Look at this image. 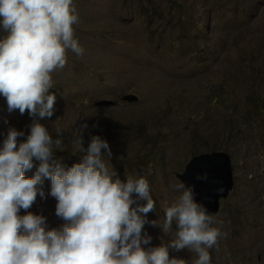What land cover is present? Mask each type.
<instances>
[{
    "label": "rangeland",
    "instance_id": "1",
    "mask_svg": "<svg viewBox=\"0 0 264 264\" xmlns=\"http://www.w3.org/2000/svg\"><path fill=\"white\" fill-rule=\"evenodd\" d=\"M73 2L74 36L85 51L79 57L68 51L65 68L52 73L54 115L39 122L63 140L62 148L76 134L84 148L92 136L106 141L111 157L103 149L102 155L122 182L127 175L148 180L156 203L148 221L163 219L194 156L226 153L233 187L210 214L226 236L210 250V264H264V0ZM127 95L135 100L124 101ZM106 100L114 104L96 105ZM31 119L27 111L9 112L0 96V142L9 127L26 137ZM62 150L54 148L53 159L71 167L60 161L72 159ZM32 163L27 178L40 162ZM42 179L45 198L37 195L28 211L43 216L48 230L59 229L64 221L48 195L50 181ZM173 233L145 224L142 235L151 242L143 247L167 243ZM169 256L189 264L194 258L187 250L169 249Z\"/></svg>",
    "mask_w": 264,
    "mask_h": 264
},
{
    "label": "clouds",
    "instance_id": "2",
    "mask_svg": "<svg viewBox=\"0 0 264 264\" xmlns=\"http://www.w3.org/2000/svg\"><path fill=\"white\" fill-rule=\"evenodd\" d=\"M78 23L73 0H0V28L6 33L0 38V96L9 112L27 111L32 118L26 137L9 127L0 142V264H189L170 258L169 249L193 254L191 264H210V250L226 233L213 226L223 222L196 202L192 186L177 182L179 195L163 207V219L148 221L156 205L148 180L127 175L122 182L102 155L103 149L110 158L111 151L99 136L84 148L76 134L73 152L83 153L81 162L65 168L53 159L62 140H53L39 120L54 115L52 73L65 68L68 51L84 54L74 36ZM54 130L58 136L63 132L59 126ZM33 159L39 167L27 178ZM42 177L50 181L48 195L64 221L59 229L48 230L43 216L28 211L37 195L45 198ZM133 194L145 203L139 205ZM145 224L174 238L145 248L151 242L142 235Z\"/></svg>",
    "mask_w": 264,
    "mask_h": 264
},
{
    "label": "water",
    "instance_id": "3",
    "mask_svg": "<svg viewBox=\"0 0 264 264\" xmlns=\"http://www.w3.org/2000/svg\"><path fill=\"white\" fill-rule=\"evenodd\" d=\"M126 102L134 101L132 95L124 96ZM116 103V102H115ZM113 101H101L96 105H113ZM186 186H192L196 202L202 204L209 214H216L219 201L233 187L230 157L223 152L203 153L194 156L180 175Z\"/></svg>",
    "mask_w": 264,
    "mask_h": 264
},
{
    "label": "trees",
    "instance_id": "4",
    "mask_svg": "<svg viewBox=\"0 0 264 264\" xmlns=\"http://www.w3.org/2000/svg\"><path fill=\"white\" fill-rule=\"evenodd\" d=\"M0 30H1V28H0ZM263 104H264V101H263ZM51 138L54 140V139H58L57 137H55V136H51ZM62 142H63V140H62ZM61 152H63V153H69V154H71V156H72V159L71 160H69V161H62V160H60L61 162H63V163H66V162H69V163H73V164H75V163H77V162H79L80 161V157H81V153H78V152H73V145L72 144H70V145H68V146H65L64 148H63V150L61 151Z\"/></svg>",
    "mask_w": 264,
    "mask_h": 264
}]
</instances>
